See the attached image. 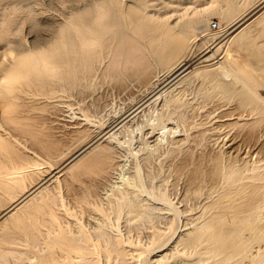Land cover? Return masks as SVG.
<instances>
[{"label":"bare ground","instance_id":"obj_1","mask_svg":"<svg viewBox=\"0 0 264 264\" xmlns=\"http://www.w3.org/2000/svg\"><path fill=\"white\" fill-rule=\"evenodd\" d=\"M3 1L0 0V11ZM238 1L226 0L224 10H221L223 3L217 1L206 8L207 11H221L229 18L234 14L236 17L224 33L215 36L212 47L196 56H193L196 54L193 51L195 42L201 33L209 29L210 16L208 18L207 13L200 12L195 4L186 3L185 0H169L170 5L163 13L156 10L158 5L155 0H91L87 6L68 12L64 22L55 29L49 28V35L41 39L40 45L24 48L26 51L23 49L22 52L2 49L4 51L0 52V58L5 60L0 63V205L5 207L0 212V264L145 262V259H140L141 255L138 256L136 241L123 233L120 220L126 219L129 229L134 230L141 228L140 224L152 216L153 204L142 203V192H147L151 199L156 197L168 202V198L145 188L139 164L136 165L135 174L127 176L130 178L127 181L128 189L117 187V181L112 185L110 183V188L108 184V188L104 187L118 170L120 172L116 175L125 177V165L118 160V147L124 142L119 130L142 114L140 112L147 106L157 104L172 88L193 76L202 78L207 84L206 90L203 88L206 94L218 90L225 98L238 99L241 107L250 110L249 114L252 111L260 120L264 119V94L245 63L239 60L242 55H238L243 50L258 53L257 35L246 32L257 22L264 27V0L241 13ZM7 9L4 14L8 17L0 20L2 44L8 41L6 35L9 34L4 33L19 29L12 26L14 17L10 18L15 10ZM219 54L221 57L215 61ZM193 57L196 58L194 63ZM241 60L244 61V57ZM96 70L115 77L116 74L121 76L124 72L133 71L139 79H143V85L148 86L149 92L137 105L118 116L106 128L100 129L55 168L50 167V161L47 163L40 155L31 157L29 153V156L24 150L25 146H21L23 136L21 139L6 136V131L13 127L24 135H30L52 161L59 144L42 136L45 131L31 122V117L26 115L31 108L22 101L30 95L37 99L40 96L51 97L61 91L70 92L88 80ZM179 99L178 95L167 97L163 104H177ZM165 115L155 117L152 114L147 119L146 125L151 128L148 134L167 128L166 125L159 126ZM143 128L137 127L140 131ZM165 131L163 133L162 130V134ZM133 140L125 141L132 145ZM46 163L51 164L49 174L34 183V176ZM66 172L71 174V179H80L83 175L93 179L89 191L77 198L83 210L75 211L65 196L57 188L51 187ZM224 175L229 180H237L243 176V171L231 167L223 172ZM262 192L260 185H254L249 190L238 188L227 191L214 203L213 212L203 220H197L193 227L181 232L175 228L164 239L160 236L155 239L154 236L155 243L150 249L156 250V247L170 243L168 252L158 254L164 259L170 258V264H264ZM87 211L98 215L92 225L83 221L82 215ZM229 216L231 222L227 221ZM66 218L70 220L67 223Z\"/></svg>","mask_w":264,"mask_h":264},{"label":"rangeland","instance_id":"obj_2","mask_svg":"<svg viewBox=\"0 0 264 264\" xmlns=\"http://www.w3.org/2000/svg\"><path fill=\"white\" fill-rule=\"evenodd\" d=\"M168 1L169 0H155V3L158 5L156 10L160 13L165 12L167 6L170 5ZM215 1L223 3L221 10H224L227 6L226 0H185L186 3L195 4L200 12L207 13L208 18L210 16L208 19L209 29L207 28L208 30L197 37L196 44L193 48L196 54L194 52L195 55L193 56L212 47L216 41L215 36L224 33L231 20L236 17L235 14L230 18L226 17L221 11H207L206 8ZM261 1L262 0H239V13L256 6L257 3L259 4ZM61 2L62 4H60ZM90 2L91 0H84V2L83 0H4L0 11V20L8 17L4 14L6 12H4L5 9L8 8L7 11L9 9H12V11L15 10L10 18L14 17L12 26H14L15 29H19L18 31H13V33H4L5 35L9 34L6 35L8 43L5 42L7 43L6 47H4V42L3 44L0 43V52L4 51L2 50L3 48H5V50L7 48V50L18 49V51L22 52L24 48L27 49L40 45V42L43 41L41 39L49 35L47 32L49 28L55 29V27L64 22V19H66L65 16H68L70 12L72 13L76 11L77 8L85 7ZM63 14L64 16H62ZM58 18L60 19L58 20ZM17 21L18 24L16 23ZM212 21L219 22L218 30L210 29V23ZM54 22L59 24L57 25ZM261 24L262 23L259 24L258 22L255 26L253 24L246 32L255 33L257 35L255 36V41L258 44V53H253L254 51L251 50H243L238 53V55H242L241 59L244 57V61L241 59L239 60L245 63L248 72L257 82L259 90L264 94V27L261 26ZM50 31L51 30H49V32ZM207 40H209V42ZM10 47L14 49H9ZM26 49H24V51H26ZM220 57L221 54L218 55L215 61ZM4 60L5 59L1 57L0 63H4ZM193 60L192 62L194 63L196 58L193 57ZM127 72L122 73L121 76L116 74L117 77H115V75L110 76L105 74L102 70H96L88 80L83 81L78 88L75 87L74 90L70 92L61 91L54 96H40L37 97V99L30 95L27 97L28 99L26 98L22 101L29 106V109L31 108L30 113L27 111L26 114L31 117V122H34L39 129L45 131V134L42 136L45 139H53V142L59 144L56 156L52 161L50 157L42 151L41 145L34 142L30 135H24L13 127L8 129L9 131H6V136L11 139H14V137L21 139L23 136L21 146H25L24 150H27L28 155L29 153L32 155L31 157L40 155V157L48 161L47 163L50 161L52 165H49H51L50 167L52 168L57 167V165L59 166L85 144L87 140L93 138L100 129L106 128L113 120L129 111L147 95L149 90H147L148 86L143 85V79H139L133 71ZM227 79L230 80L231 78ZM131 80L133 82H131ZM138 81L140 83H138ZM206 86L207 84L202 78L193 76L172 88L170 90L171 92L169 91L165 94V98H172L178 95L180 98L179 103L164 105L163 102L165 98L163 97L159 100L160 102L157 103L159 105L155 103L156 106L154 104V106L152 104L151 106H147L144 111L140 112L142 114L135 116L136 118L134 117L132 119L134 121L131 120L132 123L129 121V123L119 130V136L124 142L121 147H118V160L121 164L125 165L123 172L125 171L126 178H119L118 175H116L120 172V170H118L117 173L115 172V174L106 181L104 187L108 188L110 183V185H112L117 181V187L128 189L127 181L130 179L128 177H132L135 174L136 165L139 164L141 167V175L143 176L141 178L142 184L145 188L148 190H155L157 194L162 193L168 198V202L162 201L161 199L158 200L156 197L155 199H151L147 192H142V203L149 202L153 204L152 216L147 218L148 220L145 219L141 223L142 225L140 224L141 228L134 230L129 229L126 219L122 218L120 220L119 224L123 229V233L131 236L136 241V244H138L139 252L137 253L138 256H142H140L142 261L145 259L143 264H149L150 262L155 264L158 259L161 260L156 264H160V262L161 264H170V258L164 259L158 255L168 252L170 243H166L162 247H156V250L153 249V251L150 248L154 245L155 239L159 236L163 239L167 238L175 228L178 229V232H181L188 227H193L194 224L197 223V220H203L208 213L213 212L214 209L212 206L214 203L229 190H237L238 188L249 190L254 185H260L263 189L260 202L262 205V215L264 217V119L260 120L258 115L252 111V114H249L250 110L246 107H241L238 99L225 98V96L220 95L221 93L218 90L212 91V94H206ZM203 88H205V90H203ZM32 98L34 99L32 100ZM222 98H224V100ZM37 106L39 108H37ZM148 107L151 108L149 109ZM152 114L155 117H157V115L161 116L166 114L162 122L159 123V126L166 125L165 127L167 128L162 129L163 133L164 130H166V135L162 134V130L160 131L159 129L148 134L151 128L149 125H146V122L151 118L150 116ZM43 122H45L44 125ZM155 123H157L156 120ZM41 125L43 126L41 127ZM139 126H144L142 131L137 129ZM131 138L134 140L132 141V145H129L126 141H129ZM47 163L46 165L48 167L45 165V167L38 172L40 174L37 173L36 176H34L32 180L34 183L49 174L50 167ZM231 167H236L243 171V176L240 177L241 179L229 180L225 175L223 176V172ZM218 171L219 174L217 173ZM82 177L80 179H71V174L66 172L58 181L51 184L53 189L57 188L56 190L59 191L61 195L63 194V197L65 196L64 198L66 201H69L68 203L74 207L75 211L83 210L82 206L77 202V198L89 191V185L93 182V179L88 175H83ZM4 207L5 205H0V212ZM92 213V211H87L82 215L83 221H85L87 225L94 224L95 219L98 217V215L96 216V214H94V216ZM65 220L66 223L70 221L67 218ZM227 221L231 222V216L227 218ZM7 246L14 245L7 244ZM141 248L143 251L140 250Z\"/></svg>","mask_w":264,"mask_h":264},{"label":"built area","instance_id":"obj_3","mask_svg":"<svg viewBox=\"0 0 264 264\" xmlns=\"http://www.w3.org/2000/svg\"><path fill=\"white\" fill-rule=\"evenodd\" d=\"M210 29L211 30H218L219 29V22L218 21H212L210 23Z\"/></svg>","mask_w":264,"mask_h":264}]
</instances>
